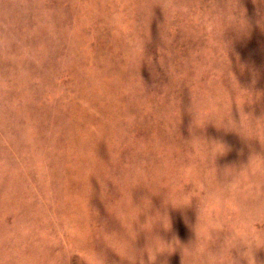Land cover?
Instances as JSON below:
<instances>
[{"label": "rangeland", "instance_id": "1", "mask_svg": "<svg viewBox=\"0 0 264 264\" xmlns=\"http://www.w3.org/2000/svg\"><path fill=\"white\" fill-rule=\"evenodd\" d=\"M261 116L264 0H0V262L229 264L264 246V218L247 221ZM226 180L197 240V204ZM157 239L194 244L154 261Z\"/></svg>", "mask_w": 264, "mask_h": 264}, {"label": "clouds", "instance_id": "2", "mask_svg": "<svg viewBox=\"0 0 264 264\" xmlns=\"http://www.w3.org/2000/svg\"><path fill=\"white\" fill-rule=\"evenodd\" d=\"M243 20L245 28L248 26V21L246 19L245 10H243ZM196 126H199L195 124ZM218 127H222V125H217ZM231 130V129H229ZM247 134L249 139H256L258 140L261 145H264V116H261L260 118H252V122L248 121L247 126ZM186 143L196 149L200 150L201 148L205 149L207 154L212 156L214 160L220 156L225 154L229 149L227 145L220 141H207L203 139L202 137H197L193 135L191 139L186 140ZM232 170H223L221 174L225 175L226 177L231 176ZM230 186V180H226L225 183L220 184V187L216 188H208L200 198L199 203L197 204V223L194 226V232L196 234V239L198 240L200 237V231H199V221L200 217L210 210V208L219 200L221 199L223 195V191ZM257 203L254 205L253 209L251 210L250 214L247 216L248 223H255L257 220L264 218V204H261L259 202L260 198L257 196L256 198ZM193 198L189 196L184 197H176L173 194L166 193V200L165 203H170L173 207H186L190 206ZM170 227V226H169ZM165 227V228H169ZM174 241V242H173ZM172 243L165 244L159 239L156 240L155 243V249L153 251V260L155 261L157 253H163L164 247H161L160 245L166 246L170 252H174L177 249L180 250L181 256L184 254H187L190 252V250L193 247V244L189 245H183L180 243L178 239H174ZM159 242V243H158ZM230 243L229 239L226 237L225 245ZM225 245L222 248L220 253H223L225 251ZM243 248L244 250L240 251V249ZM259 248H264V246L261 247H254L251 244L247 242V240H244L242 243H240L238 246H233L228 251H230V262L229 264H238V261L233 259L232 256V250L237 249L240 253V256L247 260V264H257V260L255 258V251ZM17 258H19V253H15ZM90 258L94 257L90 254H87ZM9 255L7 253L4 254L2 258V262L0 264H6L7 260L9 259Z\"/></svg>", "mask_w": 264, "mask_h": 264}]
</instances>
